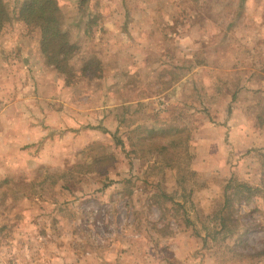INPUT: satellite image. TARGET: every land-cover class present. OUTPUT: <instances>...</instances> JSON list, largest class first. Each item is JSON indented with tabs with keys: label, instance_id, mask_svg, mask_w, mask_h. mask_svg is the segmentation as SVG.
<instances>
[{
	"label": "rangeland",
	"instance_id": "374dc122",
	"mask_svg": "<svg viewBox=\"0 0 264 264\" xmlns=\"http://www.w3.org/2000/svg\"><path fill=\"white\" fill-rule=\"evenodd\" d=\"M21 1L2 0L0 264H264V0H54L69 83ZM227 182L261 191L214 239Z\"/></svg>",
	"mask_w": 264,
	"mask_h": 264
},
{
	"label": "trees",
	"instance_id": "16d2710c",
	"mask_svg": "<svg viewBox=\"0 0 264 264\" xmlns=\"http://www.w3.org/2000/svg\"><path fill=\"white\" fill-rule=\"evenodd\" d=\"M4 13L2 0H0V31L4 26ZM17 19L23 21L27 26L37 27L40 30V50L43 56L47 59V63L53 66L59 73L66 77V81L69 83L71 78L74 76V71L69 64V59L73 56L71 47L67 42V37L62 29L60 19L57 14L54 0H22L17 12ZM83 72L90 71L91 76L101 77V63L98 59L90 60L86 63L83 68ZM141 105V104H140ZM163 127V126H162ZM160 128L153 125L145 126L142 131L145 132V136L138 137L136 139H130L132 147L137 150V143L145 144V141L157 131H162ZM164 130V129H163ZM131 131H137L134 127ZM184 142L177 137L170 140V144L179 146ZM184 145V144H183ZM167 145L157 146L155 152L159 155ZM231 188L229 182L223 187V202L221 207L216 212L215 220L217 223L214 225L215 230L212 232V236L216 239L218 234H222L223 237H227L228 234L233 233L238 224L237 219L231 218L228 213V209L231 206V201L235 197L247 199L244 196L245 193L248 195H254L261 191L258 187H253L244 182H238L234 186V192L232 194L227 193V189ZM233 196V197H232ZM264 198V196H263ZM229 223L233 225L230 226ZM260 253L264 254V250Z\"/></svg>",
	"mask_w": 264,
	"mask_h": 264
}]
</instances>
